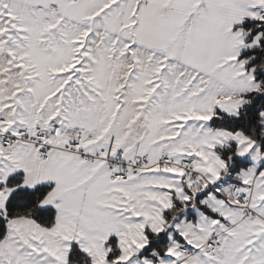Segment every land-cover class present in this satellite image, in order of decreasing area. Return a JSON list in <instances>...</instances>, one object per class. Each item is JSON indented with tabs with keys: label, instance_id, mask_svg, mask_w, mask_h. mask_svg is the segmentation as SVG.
<instances>
[{
	"label": "snow or ice",
	"instance_id": "6c2138e0",
	"mask_svg": "<svg viewBox=\"0 0 264 264\" xmlns=\"http://www.w3.org/2000/svg\"><path fill=\"white\" fill-rule=\"evenodd\" d=\"M0 264H264V0H0Z\"/></svg>",
	"mask_w": 264,
	"mask_h": 264
}]
</instances>
